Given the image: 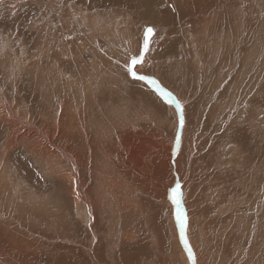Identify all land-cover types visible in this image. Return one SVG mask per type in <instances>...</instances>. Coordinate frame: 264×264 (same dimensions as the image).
Segmentation results:
<instances>
[{"label": "rangeland", "instance_id": "rangeland-1", "mask_svg": "<svg viewBox=\"0 0 264 264\" xmlns=\"http://www.w3.org/2000/svg\"><path fill=\"white\" fill-rule=\"evenodd\" d=\"M167 1L0 0V105L41 136L60 118L54 143L79 160L62 177L32 159L22 170L17 143L6 161L21 178L0 163V264H188L177 183L189 264H264V0ZM148 26L136 68L180 102L182 127L181 109L125 68ZM11 127L0 117V145ZM114 174L107 214L95 194L107 199Z\"/></svg>", "mask_w": 264, "mask_h": 264}, {"label": "bare ground", "instance_id": "bare-ground-1", "mask_svg": "<svg viewBox=\"0 0 264 264\" xmlns=\"http://www.w3.org/2000/svg\"><path fill=\"white\" fill-rule=\"evenodd\" d=\"M9 1H14L16 3L19 2V0H9ZM150 0H146V6L149 3ZM167 2V4L171 7L173 5V3H169L167 0H165ZM172 2V1H170ZM145 3V2H144ZM144 5V4H143ZM180 7L177 6V9H179ZM149 14V13H148ZM147 14V15H148ZM177 18H180L179 16ZM14 21V20H13ZM25 33V32H24ZM68 36V35H67ZM70 37V36H69ZM28 41V39H27ZM141 42H144V40L139 39V41L137 42V46H139V44ZM21 51V50H20ZM142 52V51H141ZM59 53V52H58ZM28 58V57H27ZM38 59V58H37ZM140 96V94H137ZM149 95V94H148ZM153 96V95H152ZM144 98V96H143ZM154 102V101H153ZM130 103V102H129ZM155 104V103H154ZM66 105V104H64ZM64 109H67L66 106H63ZM40 113V112H39ZM41 114V113H40ZM0 117L7 119L12 127L9 128L10 131L8 133V136L6 138V141L0 145V163H6V162H10V161H6L9 160V156L14 153L15 151H19L16 150L14 145H16L17 143H21L24 147V149L29 153V157H26L25 155L20 156L19 153H15L18 156V160L17 162H19V166L20 168L23 169H33L34 165L32 163V160H34L37 164L38 167H44V166H48V171L47 174L49 175H56L58 177H62L67 175L66 173V167H63L61 165V162L70 160L72 162V165L75 169L78 168L77 163H79V160L77 159V155L73 152H71L69 150L68 147L62 146L60 148H58V145L56 143H54V139H56V137L60 138L58 133L60 134L63 131L64 123L62 122V120L60 118L55 119L53 122L49 121L50 123H52V127L53 130L52 132L49 130L48 133H45L41 136L39 135L38 132V128L36 129L34 126V124L32 123V121H29L28 119L23 120L21 117H19L14 111H12L9 106L6 107H1L0 105ZM25 119V118H24ZM44 120V119H43ZM45 123L48 125V122L46 120H44ZM185 121V120H184ZM29 124V127H27ZM45 124V125H46ZM41 128V127H40ZM42 132V128L40 129ZM43 130V131H44ZM105 133V132H104ZM126 133V132H125ZM47 134V136L45 135ZM159 134V133H158ZM186 134V133H185ZM62 136V133H61ZM1 137V135H0ZM129 137V136H128ZM2 138V137H1ZM185 138V137H184ZM4 139V137L2 138ZM63 139V138H62ZM121 139V138H120ZM58 140V139H57ZM61 140V139H60ZM103 140V139H102ZM124 140V139H123ZM133 143V142H132ZM63 144V143H62ZM171 146L174 150V146L173 143H171ZM192 147H198L196 143H194V146ZM112 149V148H111ZM57 150V151H56ZM12 151V152H11ZM111 151V150H110ZM186 151V150H185ZM172 152V151H171ZM179 152V150H178ZM27 153V154H28ZM108 153V152H107ZM112 154V153H111ZM178 154V153H177ZM28 156V155H27ZM177 156V155H176ZM111 157V156H110ZM177 158V157H175ZM30 159V160H28ZM32 159V160H31ZM112 159V158H111ZM120 160V159H119ZM176 160V159H175ZM126 162V161H125ZM124 162V163H125ZM11 163V162H10ZM12 164V163H11ZM139 164V163H137ZM144 165V164H143ZM13 166V164H12ZM140 166V165H139ZM14 167V166H13ZM114 167V166H113ZM15 168V167H14ZM158 169V168H157ZM16 170V168H15ZM124 171V170H123ZM13 174L19 176L17 174V170L16 171H11ZM131 172V171H130ZM152 172V171H151ZM144 174V173H143ZM115 176L111 177L110 180H105L103 183L106 184L107 183L111 184L110 187H112V189L108 188V192L105 193V198H107L106 200H104L103 196L97 192V194H95V202L97 203L98 206H100L101 210L103 211V213H105L106 211H104L103 209H105L107 207V200L109 199L108 194H110V190H113L114 186L116 184H119L121 181V177L116 176L117 174H114ZM121 175V174H120ZM100 177V176H99ZM177 177V176H176ZM19 178H21L19 176ZM138 178V177H137ZM73 180V184L71 187V191L73 192V194H75V198L77 201L79 202H83L85 204V209L87 210V212L90 214L91 220H93V210H90V207L93 208L95 206L94 200L92 199L93 197L91 196L90 192L88 189L84 188L83 184H82V180H80L79 177L74 176L72 177ZM105 179V178H104ZM99 180V179H98ZM101 181V180H100ZM2 181H0V186H2ZM25 184V183H24ZM102 184V183H101ZM100 184V185H101ZM108 184V185H109ZM126 184V183H125ZM26 185V184H25ZM106 184V186H108ZM133 185V184H132ZM128 188V187H127ZM15 189V188H14ZM19 190V189H18ZM130 190V189H129ZM132 191V190H131ZM131 194V192L128 193V196ZM169 197V196H168ZM195 201L197 202L200 199V193H198L197 195H195L194 197ZM126 207L128 208V205H126ZM188 207V206H187ZM189 209H191V207H189ZM196 211H199L200 208H192ZM108 214V212H106ZM93 215V216H91ZM103 218L106 219V214H103ZM187 219H189V216L187 215ZM96 221V220H95ZM189 221V220H188ZM189 224V223H188ZM105 226V225H104ZM189 228V226H188ZM13 232V231H12ZM12 235V233H11ZM14 241V237L13 239L9 238V242ZM183 255L186 256V253L183 249ZM189 258V257H188ZM184 261L187 264V259H184ZM188 264H189V260H188Z\"/></svg>", "mask_w": 264, "mask_h": 264}, {"label": "snow or ice", "instance_id": "snow-or-ice-1", "mask_svg": "<svg viewBox=\"0 0 264 264\" xmlns=\"http://www.w3.org/2000/svg\"><path fill=\"white\" fill-rule=\"evenodd\" d=\"M175 10V7L173 6V11ZM155 34V29L151 26L146 27L145 33H144V43H143V52H139L137 55H133L130 57V61L126 63L125 68L127 72L133 77V79L136 80H147L152 85H155L156 91L169 103H175L176 107L181 109V119H180V125L181 127L184 124L183 120V114H182V105L180 102L173 96V94L169 91H167L162 85L158 83V81L152 77H149L147 75L141 74L138 72L136 66L142 65L144 60V54L149 51L150 49V39L152 35ZM177 143H179V138L177 139ZM182 191H181V185L179 183L176 184L174 188L171 189V199L173 204L176 206V219L180 223V235L181 239L184 242L185 247L188 250V255L190 259H193L194 261V255L193 251L189 245L188 239L185 235V228L187 224V216L183 212V205H182Z\"/></svg>", "mask_w": 264, "mask_h": 264}, {"label": "crops", "instance_id": "crops-1", "mask_svg": "<svg viewBox=\"0 0 264 264\" xmlns=\"http://www.w3.org/2000/svg\"><path fill=\"white\" fill-rule=\"evenodd\" d=\"M142 40H144V39H142ZM142 48H143V42H142ZM146 57V56H145ZM174 150L175 151H177V149L176 148H174ZM182 203H183V201H182ZM208 208V207H207ZM213 210H211L210 212H212ZM207 212L209 213V209H207ZM220 212H222V210L220 211ZM209 217H210V214H209ZM211 218V217H210ZM188 220V219H187ZM213 220V219H212ZM188 223H189V221H188ZM188 226H189V224H188ZM189 230H188V236H189ZM193 235H195V234H193ZM189 242V244L191 245V241H188ZM201 245V244H200ZM195 247V246H194ZM197 248V247H196ZM201 248V247H200ZM199 248V249H200ZM178 249H179V253L182 255V253H181V250H180V248L178 247ZM187 249V248H186ZM197 250H198V248H197ZM185 251V250H184ZM188 252V251H187ZM186 253V252H185ZM186 256H187V258L189 257V255H188V253H186ZM189 260H192V259H190V258H188Z\"/></svg>", "mask_w": 264, "mask_h": 264}]
</instances>
